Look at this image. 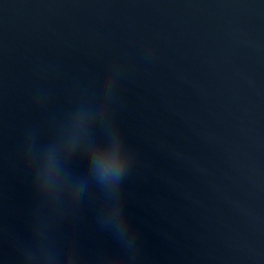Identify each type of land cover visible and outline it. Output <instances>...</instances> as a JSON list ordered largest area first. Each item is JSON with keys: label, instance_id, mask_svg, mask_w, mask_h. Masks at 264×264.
Wrapping results in <instances>:
<instances>
[{"label": "water", "instance_id": "water-1", "mask_svg": "<svg viewBox=\"0 0 264 264\" xmlns=\"http://www.w3.org/2000/svg\"><path fill=\"white\" fill-rule=\"evenodd\" d=\"M0 264H264V0H0Z\"/></svg>", "mask_w": 264, "mask_h": 264}]
</instances>
